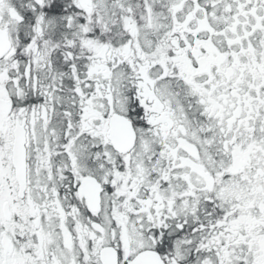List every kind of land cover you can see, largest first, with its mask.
<instances>
[{"label":"snow or ice","instance_id":"snow-or-ice-1","mask_svg":"<svg viewBox=\"0 0 264 264\" xmlns=\"http://www.w3.org/2000/svg\"><path fill=\"white\" fill-rule=\"evenodd\" d=\"M0 264H264V0H0Z\"/></svg>","mask_w":264,"mask_h":264}]
</instances>
